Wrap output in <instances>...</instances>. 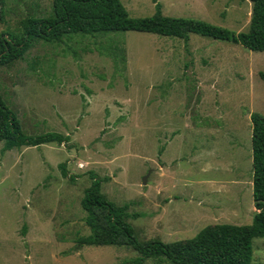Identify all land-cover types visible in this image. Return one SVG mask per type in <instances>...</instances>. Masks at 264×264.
<instances>
[{"label": "rangeland", "instance_id": "obj_1", "mask_svg": "<svg viewBox=\"0 0 264 264\" xmlns=\"http://www.w3.org/2000/svg\"><path fill=\"white\" fill-rule=\"evenodd\" d=\"M130 17L247 29V0H119ZM51 16V0H0V33ZM264 53L190 34L124 32L35 40L0 68V97L24 136L67 141L1 152L0 264H131V249L88 247L79 201L89 174L138 240L184 241L251 223L250 122L264 116ZM60 165L66 176L62 177ZM145 178V184L141 179ZM145 259L143 264H155ZM264 264V237L252 240Z\"/></svg>", "mask_w": 264, "mask_h": 264}, {"label": "trees", "instance_id": "obj_2", "mask_svg": "<svg viewBox=\"0 0 264 264\" xmlns=\"http://www.w3.org/2000/svg\"><path fill=\"white\" fill-rule=\"evenodd\" d=\"M247 1L250 3L247 29L233 33L199 20L163 16L157 4L152 15L134 18L127 14L119 0H51V16L25 18L20 22L19 35L0 33V68L21 60L35 40L59 44L74 35L98 37L124 32L172 37L185 42L194 34L264 53V0ZM259 77L264 81L263 74ZM249 122L254 208L249 225L205 226L184 241H140L126 222L129 217L135 219L138 215L128 216L126 204L116 206L108 201L100 192L101 181L89 174V186L83 190L79 201L88 235L78 239V244L131 249L136 254L131 264H143L145 259H152L155 264H252V240L264 237V116L252 112ZM65 141L66 137L52 133L34 137L22 135L19 122L0 97L1 152L49 143L60 145ZM60 168L61 176L65 177L63 166Z\"/></svg>", "mask_w": 264, "mask_h": 264}, {"label": "water", "instance_id": "obj_3", "mask_svg": "<svg viewBox=\"0 0 264 264\" xmlns=\"http://www.w3.org/2000/svg\"><path fill=\"white\" fill-rule=\"evenodd\" d=\"M141 184L144 185L145 184V178L141 179Z\"/></svg>", "mask_w": 264, "mask_h": 264}]
</instances>
